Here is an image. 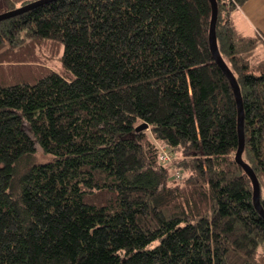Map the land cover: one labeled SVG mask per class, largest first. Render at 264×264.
Masks as SVG:
<instances>
[{
    "label": "trees",
    "instance_id": "16d2710c",
    "mask_svg": "<svg viewBox=\"0 0 264 264\" xmlns=\"http://www.w3.org/2000/svg\"><path fill=\"white\" fill-rule=\"evenodd\" d=\"M245 1L216 0L215 33L264 210V37L236 26ZM210 19L209 0H49L0 20V264H264Z\"/></svg>",
    "mask_w": 264,
    "mask_h": 264
},
{
    "label": "water",
    "instance_id": "95a60500",
    "mask_svg": "<svg viewBox=\"0 0 264 264\" xmlns=\"http://www.w3.org/2000/svg\"><path fill=\"white\" fill-rule=\"evenodd\" d=\"M45 1H49V0H35L25 5L16 7L14 9L4 11L0 13V20L18 15ZM209 2L211 6V19H210L209 31H208L210 51H211V54L214 60L217 62V64L220 66V68L225 73L226 77L228 78L231 88L234 93L236 104H237L238 147L234 154V160L237 164H239L243 168L245 173L250 178V181L252 184L253 205L258 210V212L264 217V210L260 204V186H259L257 176L254 173L253 169L249 166V164H247L242 158V152L244 148V129H243V106H242L240 88H239V85L237 83V80L234 74L232 73L230 68L227 66V64L225 63V61L223 60L219 52L217 40H216V33H215V23L217 19V2L216 0H209ZM146 128H148V123L142 122L140 125L136 127V130H143Z\"/></svg>",
    "mask_w": 264,
    "mask_h": 264
},
{
    "label": "crops",
    "instance_id": "0c3cea01",
    "mask_svg": "<svg viewBox=\"0 0 264 264\" xmlns=\"http://www.w3.org/2000/svg\"><path fill=\"white\" fill-rule=\"evenodd\" d=\"M232 16L244 34L264 37V0H246L232 12Z\"/></svg>",
    "mask_w": 264,
    "mask_h": 264
},
{
    "label": "built area",
    "instance_id": "2783aa9c",
    "mask_svg": "<svg viewBox=\"0 0 264 264\" xmlns=\"http://www.w3.org/2000/svg\"><path fill=\"white\" fill-rule=\"evenodd\" d=\"M159 158H160L161 162L168 163L171 161L172 156L168 153V151L164 147H161ZM181 174H182V172L180 170L173 169L171 174H170V178L174 179V180H178V179H180Z\"/></svg>",
    "mask_w": 264,
    "mask_h": 264
},
{
    "label": "rangeland",
    "instance_id": "374dc122",
    "mask_svg": "<svg viewBox=\"0 0 264 264\" xmlns=\"http://www.w3.org/2000/svg\"><path fill=\"white\" fill-rule=\"evenodd\" d=\"M4 11H5V6L3 5L2 2H0V13H2ZM262 46H264V43H263ZM145 130H148V128H146ZM48 158H49L48 156L43 155L40 151H38V153H37V159L39 161H42V160H45V159H48Z\"/></svg>",
    "mask_w": 264,
    "mask_h": 264
}]
</instances>
